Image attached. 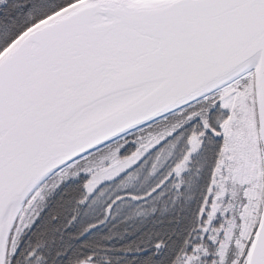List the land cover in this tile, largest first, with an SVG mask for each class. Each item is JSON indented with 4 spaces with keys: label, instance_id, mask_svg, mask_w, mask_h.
Wrapping results in <instances>:
<instances>
[{
    "label": "snow or ice",
    "instance_id": "1",
    "mask_svg": "<svg viewBox=\"0 0 264 264\" xmlns=\"http://www.w3.org/2000/svg\"><path fill=\"white\" fill-rule=\"evenodd\" d=\"M0 264H264V0H0Z\"/></svg>",
    "mask_w": 264,
    "mask_h": 264
}]
</instances>
